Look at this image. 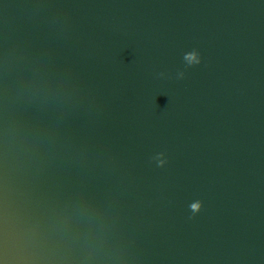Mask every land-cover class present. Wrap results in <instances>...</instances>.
<instances>
[{"label":"water","instance_id":"95a60500","mask_svg":"<svg viewBox=\"0 0 264 264\" xmlns=\"http://www.w3.org/2000/svg\"><path fill=\"white\" fill-rule=\"evenodd\" d=\"M0 264H264V0H0Z\"/></svg>","mask_w":264,"mask_h":264},{"label":"clouds","instance_id":"9594fccd","mask_svg":"<svg viewBox=\"0 0 264 264\" xmlns=\"http://www.w3.org/2000/svg\"><path fill=\"white\" fill-rule=\"evenodd\" d=\"M185 59L189 62V64H192V63L199 64V63H201V60L199 58V54L197 52H195V51L185 54ZM161 163H163V162H161ZM191 207H192V209L194 211H198L199 207H200V204L196 203V204H193Z\"/></svg>","mask_w":264,"mask_h":264}]
</instances>
